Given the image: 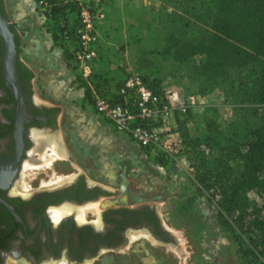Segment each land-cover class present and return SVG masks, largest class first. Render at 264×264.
Here are the masks:
<instances>
[{"label": "rangeland", "instance_id": "374dc122", "mask_svg": "<svg viewBox=\"0 0 264 264\" xmlns=\"http://www.w3.org/2000/svg\"><path fill=\"white\" fill-rule=\"evenodd\" d=\"M4 1L9 19L19 34V57L28 64V54L37 56L30 49L24 53L22 48L26 47L25 42L30 44L32 33L29 32L27 38L23 35L32 23L36 33L41 32L40 52H46L48 68L52 72L47 93L34 81L35 72L32 70V98L59 109L56 133L63 145L62 151L55 147L54 163L44 172L50 178L42 183H48L55 176H63L64 180L45 185L62 184L81 173L88 183H99L113 195H120L117 199L122 202L154 205L163 226L174 233L176 242L136 238L123 250L104 253L96 264H246L238 253V245L231 232L218 222L216 197L197 190L192 154L183 140L181 146L173 147L169 154L156 155L116 130L84 98L76 74L65 67L60 54L55 50L48 53L50 37L46 31L51 29L53 22L46 19L38 1ZM166 1L101 0L95 10L102 45L101 61L111 59L113 70L108 75L114 84L134 69L133 59L139 48L162 49L158 11H162ZM100 13H103L102 17ZM43 59L44 54L41 53ZM154 60L147 77L161 78L164 88L179 90L185 97L188 107L184 119L189 133L192 136L206 134L205 117L218 125L216 130L225 133L230 122L236 119L237 108L241 106L239 98L236 95L225 97L220 89L199 94L197 84L188 77L186 64L174 63L158 55ZM230 77L238 90L242 83L240 74L232 71ZM54 79L59 80L58 84ZM261 109L264 112V106ZM175 130L180 134L176 115ZM216 130H212V136L218 133ZM210 151L214 148L210 147ZM38 158L37 154L36 159L26 164L34 163ZM160 159L167 163L160 165ZM40 173L25 167L23 178L30 183L38 176L44 177ZM247 195L252 201L262 200L257 191H248ZM94 207L98 211V207Z\"/></svg>", "mask_w": 264, "mask_h": 264}, {"label": "trees", "instance_id": "16d2710c", "mask_svg": "<svg viewBox=\"0 0 264 264\" xmlns=\"http://www.w3.org/2000/svg\"><path fill=\"white\" fill-rule=\"evenodd\" d=\"M46 1L49 7L44 15L53 22L51 29L47 26L53 44L62 49L74 71L78 6L70 0ZM158 22L162 49L139 48L133 59L134 69L149 87L163 88L161 78L147 77L158 55L186 64L197 93L220 89L225 97L239 98L236 119L225 133L205 117L207 133L192 136L184 119L187 111L176 113L177 129L192 154L197 190L216 197L218 222L231 232L244 262L264 264V0H167L158 11ZM101 46L100 40L89 80L95 91L111 95L124 79L113 83L108 75L112 62L101 61ZM232 71L241 76L238 90ZM76 77L93 106L90 87ZM213 129L218 133L212 136ZM166 163L159 160L162 166ZM252 190L260 194V202L249 199L247 192Z\"/></svg>", "mask_w": 264, "mask_h": 264}, {"label": "flooded vegetation", "instance_id": "af4514ba", "mask_svg": "<svg viewBox=\"0 0 264 264\" xmlns=\"http://www.w3.org/2000/svg\"><path fill=\"white\" fill-rule=\"evenodd\" d=\"M0 11L9 19L4 0ZM10 29L26 116L19 117L17 99L3 75L0 35V264H96L104 253L127 248L134 232H146L150 237L142 238L156 242L172 240L154 205L122 202L120 195L88 183L81 173L57 185L43 184L50 178L44 172L30 183L23 179L26 162L37 158L40 139L59 151L63 145L56 133L59 109L33 100L32 70L19 57V34L11 21Z\"/></svg>", "mask_w": 264, "mask_h": 264}, {"label": "built area", "instance_id": "2783aa9c", "mask_svg": "<svg viewBox=\"0 0 264 264\" xmlns=\"http://www.w3.org/2000/svg\"><path fill=\"white\" fill-rule=\"evenodd\" d=\"M37 1L43 12L49 7L46 0ZM70 1L78 6L79 19L78 48L73 53L76 65L74 73L90 87L97 114L156 155L169 154L173 147L181 146V136L175 130V115L185 113L188 105L179 90L163 87L155 91L135 69L128 73L111 95L94 90L89 78L100 43L95 10L101 0Z\"/></svg>", "mask_w": 264, "mask_h": 264}, {"label": "water", "instance_id": "95a60500", "mask_svg": "<svg viewBox=\"0 0 264 264\" xmlns=\"http://www.w3.org/2000/svg\"><path fill=\"white\" fill-rule=\"evenodd\" d=\"M0 35L5 44L2 69L3 75L9 88L14 92L17 99L19 117L26 116L24 111L23 96L17 83L16 65L18 59L17 43L15 42V33L10 29V21L0 11ZM172 240L176 242L173 232H169ZM153 239V238H152ZM179 246V245H177Z\"/></svg>", "mask_w": 264, "mask_h": 264}, {"label": "crops", "instance_id": "0c3cea01", "mask_svg": "<svg viewBox=\"0 0 264 264\" xmlns=\"http://www.w3.org/2000/svg\"><path fill=\"white\" fill-rule=\"evenodd\" d=\"M29 26H30V29H29V31L28 30L24 31L25 35H23V38H25L29 32L32 33V37H33V35H34V37L33 38L30 37V39H29L30 44L27 45V43L25 42L24 44H26V47L22 46V48H24V53H26V54H27V49L28 50L30 49L31 51L32 50L34 51L35 55H37V56H34V55L31 54L33 56L31 58L30 57L31 55L28 54L29 59H28V62H27L28 64L27 65H29L30 69L35 72L34 73L35 74L34 75V81L35 82L37 81V84H38L39 88L41 90H44V91H46L48 93L49 89H50V86H51V82H52L51 81L52 78L50 76L52 74V72H51L50 68H48L49 60L47 59L46 52H44V51L40 52V35H41L40 30H39L40 34H37L36 30L33 28L32 23ZM46 32H47V34L50 37V41L48 40L49 41L48 53L51 54L54 50L56 52H58L60 54V57L62 58L63 64L66 67L67 65H66V61H65L62 49L58 45H54L53 44L51 33L49 31H46ZM41 53L44 54V59L43 60H41ZM43 66H45V67H43ZM66 69H68V68H66ZM58 81L59 80L54 79L55 84H58ZM124 136H125V134H124Z\"/></svg>", "mask_w": 264, "mask_h": 264}, {"label": "bare ground", "instance_id": "6f19581e", "mask_svg": "<svg viewBox=\"0 0 264 264\" xmlns=\"http://www.w3.org/2000/svg\"><path fill=\"white\" fill-rule=\"evenodd\" d=\"M37 151H38L39 158L36 161L34 160L35 161L34 163H27L25 165V167H26V169H30V170L34 171L35 173L46 172L48 169H50L52 167V165L54 163L55 145L50 144L49 142H47L44 139H40L38 141ZM49 151H51L52 153H49ZM64 179L65 178L63 176L62 177L61 176H55L54 178H52L48 182V184L57 183V182L62 181ZM24 186H25V184L23 185V187ZM84 213L85 212H83V214H82V218H83V216H85ZM141 237H150V236H148V234L146 232H136V233L134 232L131 235V240H135L136 238H141Z\"/></svg>", "mask_w": 264, "mask_h": 264}]
</instances>
